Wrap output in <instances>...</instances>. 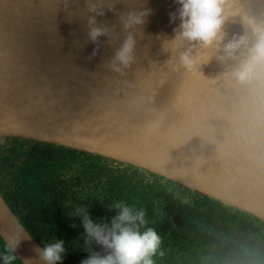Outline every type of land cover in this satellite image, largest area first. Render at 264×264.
Masks as SVG:
<instances>
[{"label": "water", "instance_id": "obj_1", "mask_svg": "<svg viewBox=\"0 0 264 264\" xmlns=\"http://www.w3.org/2000/svg\"><path fill=\"white\" fill-rule=\"evenodd\" d=\"M264 12V0H229ZM174 0H0V140L57 145L143 169L264 221V72L238 84L243 56L218 60L224 41L194 50L191 70L166 41ZM145 10L143 23L124 27ZM103 34L95 41L89 29ZM131 35L127 66L115 51ZM119 71L113 69V64ZM18 237L21 264L41 246L0 196V239ZM30 237V238H29Z\"/></svg>", "mask_w": 264, "mask_h": 264}, {"label": "trees", "instance_id": "obj_2", "mask_svg": "<svg viewBox=\"0 0 264 264\" xmlns=\"http://www.w3.org/2000/svg\"><path fill=\"white\" fill-rule=\"evenodd\" d=\"M107 162L100 156L48 143L17 137L0 140V196L41 247L53 239L65 241L59 264L71 260L79 264L87 255L79 220L68 215L78 206H87L91 217L109 218L115 212L111 202L124 201L143 208L150 223L145 226H154L161 234L167 230L166 211L173 209L177 197L197 196L217 207L235 209L155 175H149L152 182L147 181L148 176L143 181L139 169L121 163L111 168ZM88 247L103 251L94 242Z\"/></svg>", "mask_w": 264, "mask_h": 264}, {"label": "clouds", "instance_id": "obj_3", "mask_svg": "<svg viewBox=\"0 0 264 264\" xmlns=\"http://www.w3.org/2000/svg\"><path fill=\"white\" fill-rule=\"evenodd\" d=\"M174 3L177 7L169 13V22L177 23L172 29L171 38L165 43L172 51L183 44L187 45L177 52L180 66L191 70L197 63V57L193 55L197 47L206 48L224 41L223 25L231 17L239 23L241 31L233 33L223 42L222 56L217 59H233L243 52L242 58L230 71V76L238 84L246 83L264 72V12L250 14L239 6L226 13L225 5L229 0H174ZM147 11L129 14L124 27L143 23ZM102 34V29L98 27L89 29L90 40L95 41ZM133 43L131 35L126 37L114 53V62L126 67L131 60ZM112 66L119 71L115 63ZM110 207L115 212L109 218L91 217L87 206H78L68 213L79 220L83 230L87 255L79 264H154L153 256L159 254L161 237L153 227L145 226L144 209L131 207L121 200L111 202ZM90 242L103 251L92 250L88 247ZM18 244L19 238L11 237L2 245L0 264H13L16 261L14 249ZM65 251V241L53 239L42 245L38 255L44 264H59Z\"/></svg>", "mask_w": 264, "mask_h": 264}, {"label": "flooded vegetation", "instance_id": "obj_4", "mask_svg": "<svg viewBox=\"0 0 264 264\" xmlns=\"http://www.w3.org/2000/svg\"><path fill=\"white\" fill-rule=\"evenodd\" d=\"M108 161V167L111 168L121 163L112 159ZM139 170L143 181L147 176V181L154 180L149 175L155 174ZM172 206L173 209L166 211V232L158 233L161 243L159 254L153 256L154 264H264L262 219L238 209L231 211L217 207L197 196L177 197ZM222 206L226 207L224 204ZM144 218L150 224L146 215ZM2 251L0 242V252ZM13 264L21 263L16 259ZM69 264L74 262L71 260Z\"/></svg>", "mask_w": 264, "mask_h": 264}]
</instances>
